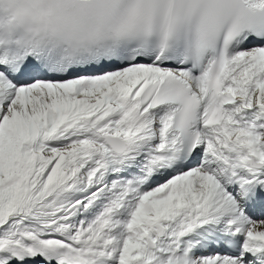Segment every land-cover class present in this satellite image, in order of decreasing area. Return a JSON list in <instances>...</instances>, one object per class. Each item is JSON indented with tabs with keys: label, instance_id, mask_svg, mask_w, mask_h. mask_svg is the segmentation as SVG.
Wrapping results in <instances>:
<instances>
[{
	"label": "snow or ice",
	"instance_id": "snow-or-ice-1",
	"mask_svg": "<svg viewBox=\"0 0 264 264\" xmlns=\"http://www.w3.org/2000/svg\"><path fill=\"white\" fill-rule=\"evenodd\" d=\"M0 264H264V0H0Z\"/></svg>",
	"mask_w": 264,
	"mask_h": 264
},
{
	"label": "clouds",
	"instance_id": "clouds-1",
	"mask_svg": "<svg viewBox=\"0 0 264 264\" xmlns=\"http://www.w3.org/2000/svg\"><path fill=\"white\" fill-rule=\"evenodd\" d=\"M7 7H8L7 5H4V8H5V9H7Z\"/></svg>",
	"mask_w": 264,
	"mask_h": 264
}]
</instances>
